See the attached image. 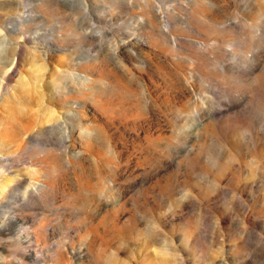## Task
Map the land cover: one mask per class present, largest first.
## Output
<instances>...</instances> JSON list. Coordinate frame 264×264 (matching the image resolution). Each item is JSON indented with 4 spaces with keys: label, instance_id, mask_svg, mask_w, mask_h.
<instances>
[{
    "label": "rangeland",
    "instance_id": "374dc122",
    "mask_svg": "<svg viewBox=\"0 0 264 264\" xmlns=\"http://www.w3.org/2000/svg\"><path fill=\"white\" fill-rule=\"evenodd\" d=\"M81 1L0 0V264H264V0Z\"/></svg>",
    "mask_w": 264,
    "mask_h": 264
},
{
    "label": "bare ground",
    "instance_id": "6f19581e",
    "mask_svg": "<svg viewBox=\"0 0 264 264\" xmlns=\"http://www.w3.org/2000/svg\"><path fill=\"white\" fill-rule=\"evenodd\" d=\"M69 1H70V0H69ZM82 1H83V0H82ZM82 1H81V2H82ZM84 2H85V1H84ZM84 2H83V4H85ZM87 8H88V7H87ZM84 9H85V8H84ZM84 9H83V10H84ZM85 10H86V9H85ZM5 62H6V61H5ZM14 62H15V58L13 57V58H11V60L8 61L7 63H12V64H13ZM5 64H6V63H5ZM7 70H8V69H7ZM6 72H7V71H6ZM23 79H24V78H23ZM22 81H23V80H22ZM1 85H3V81H0V87H1ZM52 113H53V112H52ZM2 140H3V139H2ZM3 143H4V142H3ZM0 145H1V143H0ZM2 145H3V144H2ZM0 147H1V146H0ZM0 158H2V157H0ZM32 171H33V170H32ZM34 172H35V174H37V175L42 174L41 171L38 170V169H35ZM41 186H42V184H41ZM43 187H44V186H43Z\"/></svg>",
    "mask_w": 264,
    "mask_h": 264
}]
</instances>
